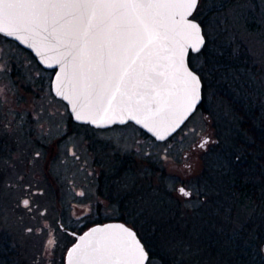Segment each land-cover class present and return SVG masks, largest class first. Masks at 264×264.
Returning <instances> with one entry per match:
<instances>
[{"label":"rangeland","instance_id":"374dc122","mask_svg":"<svg viewBox=\"0 0 264 264\" xmlns=\"http://www.w3.org/2000/svg\"><path fill=\"white\" fill-rule=\"evenodd\" d=\"M194 17L204 21V32L212 41L237 45L242 38L248 46L241 51L244 64L216 63L211 48L202 56H190L193 67L208 78L204 110L195 112L170 139L159 142L133 123L108 132V163L115 154L132 156L136 167L124 173L123 190L116 192L129 191L138 182L147 198L138 212L108 211L101 216L124 217L143 230L144 237L151 234L150 264H264V241L256 247L248 238L244 250L257 251L243 254L240 261L232 258V247L223 258L205 243L209 233L221 229L217 223H230L234 234L251 213L264 211L237 198L231 203L239 205L235 211L216 208L230 200L224 174L237 169L232 154L238 151L237 140L247 138L239 127L237 104H244L264 126V0H200ZM225 49L229 59L232 52L241 53L240 48ZM53 74L30 51L0 35V236L8 253L17 252V264H66L75 238L62 225L81 232L94 216L68 207L86 206L92 199L91 156L88 131L83 128L76 134L69 126L68 133V107L52 92ZM207 137L210 141L203 149L199 144ZM149 176L156 188L152 192L143 186ZM180 185L194 198L183 195ZM236 212L244 220L236 214L222 217Z\"/></svg>","mask_w":264,"mask_h":264},{"label":"water","instance_id":"95a60500","mask_svg":"<svg viewBox=\"0 0 264 264\" xmlns=\"http://www.w3.org/2000/svg\"><path fill=\"white\" fill-rule=\"evenodd\" d=\"M199 2L194 8L176 4L40 9L33 21L18 26L19 31L8 27L0 33L32 52L43 68L54 70L52 92L67 103L76 121L96 127L133 123L157 141H165L187 122L203 98L201 76L190 62L191 54L200 53L207 42L203 25L193 16ZM189 23L198 28L191 29ZM180 47L183 68L199 77V100L189 111H185ZM119 225L135 233L147 253L143 264H149L150 252L140 235L121 220L97 223L77 233L66 264H87L83 250L102 235H123L115 227ZM92 229L104 232L91 234ZM77 245L80 249L73 251Z\"/></svg>","mask_w":264,"mask_h":264},{"label":"trees","instance_id":"16d2710c","mask_svg":"<svg viewBox=\"0 0 264 264\" xmlns=\"http://www.w3.org/2000/svg\"><path fill=\"white\" fill-rule=\"evenodd\" d=\"M197 14L199 16V12H197ZM200 22L203 24L204 27V21L201 19ZM217 41L218 39L212 41V38L207 37V43L203 51L199 55L202 56L205 53L207 54L208 49L211 48L214 51L213 54L215 55L216 63L230 64L232 61L236 60L239 63V66H242L244 64L241 51L242 48H248V46L242 38L237 40V45L236 43L227 44L225 42ZM214 48H217V50H214ZM225 48H240L239 51L241 53L236 54L232 52L233 59H229L228 57L230 55ZM229 51L231 50L229 49ZM216 75L217 74H215V77ZM212 76L214 75L211 74L210 77ZM207 79L208 78L205 76V87L208 83ZM236 113L239 116V127L242 131L245 132L247 138L237 140L238 151L233 153L232 157L235 159V165L237 164L239 169L237 167L234 172L231 171L230 174H224V177L225 179H227L228 183L225 188L227 190H235L236 194L234 195V198L242 200L241 202L243 203H248L250 201V203L252 202L253 205L255 204L258 207H264V126L259 124L258 119L251 111H249V109H247V107H245L244 104H237ZM238 208L239 205L236 209ZM235 214L237 217L235 216ZM240 214L241 213L238 212L234 214L226 213L224 214L225 216L222 217L227 218L230 217V215H233L236 218H240V220H244V217ZM251 215V217H247L245 218V221H242L240 229H237L234 234L229 232L230 223H217L218 228L221 229H218L216 232L213 231L212 233H209L205 238V243L210 249V251H213V253H215V255H219V257L226 258V253L230 251V248L232 247V258L234 259L235 257V259L238 261H240V259L243 257V254L250 253L249 255H254L257 251L254 247L250 251L248 250L247 252L244 250L243 246L247 242L246 240L248 238L251 241L250 244L256 247L259 245L260 242L264 241V211L261 213L253 212L251 213ZM256 215L258 217H256ZM159 228L157 227V229L155 230L161 231V229ZM135 229L140 235L141 239L144 241L149 252L152 254V250L149 247L150 245L147 238H150L151 240L153 239V236H151V234H148L149 237H144L145 234L142 233L143 230H139L136 225ZM251 238L253 240H251ZM1 240L2 239L0 236V264H17L15 262L18 259L15 256L17 252L13 254L9 252V254L6 251L7 248L5 247V245L3 246V243H1ZM227 241L229 242V244L225 245ZM154 242L156 245L162 244L161 241L155 240ZM234 248L235 250L233 251ZM164 249L165 247H163L162 252L164 251ZM247 256L248 255H245V257ZM236 260L234 261L236 262Z\"/></svg>","mask_w":264,"mask_h":264},{"label":"snow or ice","instance_id":"6c2138e0","mask_svg":"<svg viewBox=\"0 0 264 264\" xmlns=\"http://www.w3.org/2000/svg\"><path fill=\"white\" fill-rule=\"evenodd\" d=\"M197 0H0V32H6L8 27H13L14 31H19V25L33 21L38 13L36 10L47 8H62L67 6H76L83 8H107V7H132V8H152L169 7L173 5L186 6L194 8ZM96 16V12H92ZM15 26V27H14ZM191 29H197L196 24H188ZM11 35L12 32H7ZM176 55V53H174ZM179 63L181 68L184 65V49L178 50ZM183 93L185 102V111L193 109L199 100V77L187 68H183ZM80 119L78 115L76 117ZM206 144L207 141H204ZM201 147L204 144L200 145ZM183 195H190L183 188L180 189ZM25 205L28 201H24ZM109 228L113 226H108ZM123 233L121 236L102 235L96 243L89 244L87 249L83 250L82 255L87 264H143L147 260V253L143 245L136 239V235L130 229L123 225L115 226ZM104 229H92L91 234L103 233ZM90 235V234H86ZM81 240L84 237H80ZM50 244L53 241H49ZM77 245L73 251L80 249Z\"/></svg>","mask_w":264,"mask_h":264},{"label":"flooded vegetation","instance_id":"af4514ba","mask_svg":"<svg viewBox=\"0 0 264 264\" xmlns=\"http://www.w3.org/2000/svg\"><path fill=\"white\" fill-rule=\"evenodd\" d=\"M0 35L2 37H6L1 33ZM7 39L13 42H16L12 39H9V38ZM51 71H54V70H51ZM200 75L203 81V100L199 108L197 109V112L204 110V90H205L204 77L206 76V74L204 71H202ZM58 99L63 101L60 98ZM67 110H68L67 122L69 124L66 122V126H67V129H69L68 133L72 131L70 129L71 127L77 129L76 134L81 133L79 129L84 128L85 130L88 131L85 139L86 141L89 142L88 150L91 156V167L89 168L88 176H89V184H90L89 187L91 188V192H92V199L88 201V204L86 206H81L79 204H70L68 207L72 209L77 207L79 210H82V211L85 210L86 213H89V214L91 213L94 215L92 218L89 219L87 228L97 223H103V222L112 221V220H121V221L127 222L126 219H124V217H121V216L119 217L115 215L113 216V218L112 217L107 218V217L101 216L104 212H108V211L138 212L140 210L138 207L139 203L141 201H146V198H147V194L139 191L138 182L136 183L134 182L133 186H131V189L129 191L116 192L118 189L123 190L121 188L122 186L120 185L121 184L120 182L122 181V177L124 173L126 171L136 169V167L134 166V161H133L134 158L132 156H126L125 158L124 157L122 158V157H118V155L115 154V157L112 158L111 162H109L110 164L108 163V158H107L108 156H107V150H106L108 132L114 129L115 127H119L123 125H114L111 127H96L89 123H81V122L76 121L73 118L69 108H67ZM6 123L7 122L5 121L4 124L7 126ZM66 134L67 133L63 132L62 136ZM204 141H207V143L205 144ZM209 141H210V138H208V140L201 141L199 145L204 144V146L201 148L205 149ZM8 145L10 146L9 142L4 143V146L6 148L8 147ZM153 171H154V168H153ZM150 179L151 178L149 176V181L147 183H144L143 186L145 187V185H148L146 186V188L148 187L147 189H151V192H152L156 188L154 185H152ZM149 183L152 186H150ZM181 187H183V185H180V189ZM227 192L229 194L230 200L224 201L225 204L220 205L219 207L216 206V208H219L220 210L229 209L231 211H234L236 207L232 205L231 203L235 202L236 200L234 198L236 191L233 189H228ZM187 193H190V195H188L189 197L192 196L191 198H194L191 192H187ZM201 197H204V196H201ZM210 201L211 199H207V202H210ZM247 207L251 208V205H247L246 208ZM208 209L211 210L213 209V207L212 206L208 207ZM95 214H99L98 217H95ZM128 224L131 225L130 223ZM131 226L135 228L134 225H131ZM62 228L66 229L70 234H72L75 240L77 239V236H76L77 233H81L84 231L83 230L81 232H78L76 230L65 228L63 225H62Z\"/></svg>","mask_w":264,"mask_h":264}]
</instances>
